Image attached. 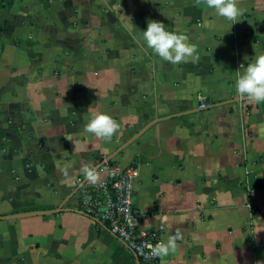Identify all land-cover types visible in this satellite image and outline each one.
<instances>
[{"label":"crops","instance_id":"obj_1","mask_svg":"<svg viewBox=\"0 0 264 264\" xmlns=\"http://www.w3.org/2000/svg\"><path fill=\"white\" fill-rule=\"evenodd\" d=\"M260 93L264 0H0V215L57 208L161 119L108 163L138 166L156 264H264V96L199 107ZM106 166L0 220V264H142L81 212Z\"/></svg>","mask_w":264,"mask_h":264},{"label":"built area","instance_id":"obj_2","mask_svg":"<svg viewBox=\"0 0 264 264\" xmlns=\"http://www.w3.org/2000/svg\"><path fill=\"white\" fill-rule=\"evenodd\" d=\"M199 107L203 108L205 104ZM106 167L109 171L107 179L81 195L83 210L104 223L142 264H156L163 246L165 228H144L135 222L143 216L134 203L138 166L111 163Z\"/></svg>","mask_w":264,"mask_h":264},{"label":"water","instance_id":"obj_3","mask_svg":"<svg viewBox=\"0 0 264 264\" xmlns=\"http://www.w3.org/2000/svg\"><path fill=\"white\" fill-rule=\"evenodd\" d=\"M260 96H264V93H260V94H255V95H250V96H236L233 99L227 100V101H223V102H219V103H211L209 98H206L204 101H202L200 103V105L205 104V107L201 108V109H205V108H210V107H214V106H220V105H225V104H231V103H237V102H241V101H247L253 98H257ZM187 114V112H183V113H179L178 115H184ZM169 118V117H166ZM161 119H156L153 122L149 123L148 125H146L141 131H139L137 134H135L131 139H129L126 143H124L122 146H120L114 153H112L109 157H107L106 159H104L103 161H101L94 169L93 171H91L81 182L80 184L74 189V191H72V193H70V195H68V197H66V199L55 209H51V210H33V211H23V212H19V213H13V214H7V215H0V220H12V219H20V218H26V217H32V216H44V215H51V214H57L60 213L64 210H66L67 208H65V205L70 201L71 198H73L81 189L82 187L87 183V181L89 180V178L91 177V175L98 169H100L101 167L105 166L106 164L110 163V161H112V159L118 155L121 151H123V149H125L128 145H130L131 143H133L135 140H137L150 126H152L154 123L160 121ZM83 213H85L84 211H81Z\"/></svg>","mask_w":264,"mask_h":264},{"label":"trees","instance_id":"obj_4","mask_svg":"<svg viewBox=\"0 0 264 264\" xmlns=\"http://www.w3.org/2000/svg\"><path fill=\"white\" fill-rule=\"evenodd\" d=\"M111 163H113V162H111Z\"/></svg>","mask_w":264,"mask_h":264}]
</instances>
